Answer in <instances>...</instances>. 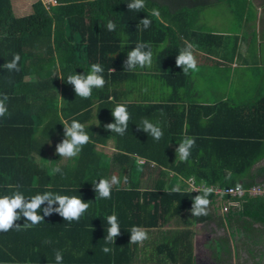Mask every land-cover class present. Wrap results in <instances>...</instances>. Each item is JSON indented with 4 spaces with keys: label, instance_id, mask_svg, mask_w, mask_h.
I'll list each match as a JSON object with an SVG mask.
<instances>
[{
    "label": "trees",
    "instance_id": "16d2710c",
    "mask_svg": "<svg viewBox=\"0 0 264 264\" xmlns=\"http://www.w3.org/2000/svg\"><path fill=\"white\" fill-rule=\"evenodd\" d=\"M55 1V10L35 0L29 13L14 16L11 1L0 0V96L9 97L8 114L0 117V195L19 190L30 197L51 191L81 196L90 207L79 221H64L54 212L35 226L0 232V264H56L57 250L63 254V264H132L136 250L145 247V240L143 244L129 243L133 226L145 229L148 236L157 233L158 240L152 243L149 238L147 246L156 251L161 262L193 264L194 231L190 227L204 223L211 215L192 216L189 209L199 193L184 191V180L190 177L207 187L242 188L264 182V166L252 170L264 156V99L257 106L235 111L226 102L199 103L189 79L175 64L185 41L180 42L171 23L164 22L167 17L159 20L151 15L153 9L168 14L169 5L145 0V7L136 12L128 9L130 0ZM230 1L238 10L242 0ZM168 3L184 6L179 15H187L210 0ZM145 16L152 21L147 29L139 24ZM109 19L116 23L114 31L106 27ZM123 30L128 35L125 39L119 35ZM137 42L151 45L152 63L161 70V76L150 85L166 87V92L150 94L154 89L148 85L147 91L133 98L125 94L127 90H119L121 77L136 75L124 69L123 62ZM156 45L158 50L153 49ZM16 53L21 58L19 71L9 72L3 65ZM93 63L103 67L105 85L94 88L89 98L76 96L73 86L66 82L67 76L84 74ZM109 68L114 70L108 72ZM130 82L132 89L136 80ZM116 103L126 105L130 114L124 135L104 127L114 122L111 112ZM72 119L85 125L89 143L77 157L55 167L47 165L48 149L51 160L60 159L55 148L63 139L61 122ZM144 119L162 128L159 141L138 128ZM185 135L195 137V145L188 160L181 161L175 149ZM108 141L113 150L101 153L97 146ZM56 167L63 175L53 173ZM113 168L124 171L119 185L113 187L110 199H96L93 182L102 176L110 178ZM175 187L180 191L174 192ZM214 198L212 192L210 203ZM229 201H237L238 205L224 212L222 219L227 223L244 220L250 228L253 222L264 226V196L245 193L220 198V202ZM113 213L118 217L121 234L115 244L106 245V217ZM171 220L180 227L159 229ZM25 222L24 217L16 221L20 225ZM256 231L262 232L263 227ZM250 242L259 245L262 240L257 237ZM219 244L225 249L220 251L227 252L223 238ZM211 245L212 255L219 257ZM105 246L112 251L104 253Z\"/></svg>",
    "mask_w": 264,
    "mask_h": 264
},
{
    "label": "crops",
    "instance_id": "0c3cea01",
    "mask_svg": "<svg viewBox=\"0 0 264 264\" xmlns=\"http://www.w3.org/2000/svg\"><path fill=\"white\" fill-rule=\"evenodd\" d=\"M10 1L14 16L29 13L30 10L19 13L22 9L16 12L18 7L15 4L16 0ZM155 1L158 5L170 6L168 14L166 12V14L159 13L157 16L159 20L167 17L164 22L171 23L170 26L180 37V42L192 40L193 44H191L194 46L198 70L190 71L186 75V80L189 79L192 89L195 90V98L199 100V103L226 102L235 111L257 106L264 99V0H242L238 10L230 0L221 3L217 0H210V3L203 7L192 8L187 15L185 13V15H179L185 9L184 6L172 7L168 0ZM31 3H28L29 6ZM48 4L51 7H56V4ZM191 32H196V35L190 34ZM183 34L187 36L185 37ZM119 35L122 39L128 37L124 30ZM153 49L158 50L159 46L156 45ZM111 71L112 69L109 68L108 72ZM130 74L136 75L121 77L119 84L121 93L127 90L126 95L137 98L138 94L141 91H147L149 86L151 90L154 89V92H149L150 94L167 91L166 87H161L159 84L152 85L154 88L151 87L150 83L153 80H159L158 76H161V70L153 63L151 67H137L135 70H131ZM57 75L60 73L57 72ZM133 80H136V84L130 89V81ZM145 81L148 83L143 87ZM260 166H264V156L258 159L252 166V170L254 171ZM257 179L260 180L261 176H257ZM207 212L211 215L209 220L204 223H195L190 227L191 229L197 227L201 230L193 232V264H220V260L223 259L222 255L227 256L228 251L231 250L228 239L220 237L214 240L223 238L227 243L226 248L229 250L226 252L223 248L224 250L216 258L212 255L209 245L213 243L209 242L213 239L208 237L211 225H215L214 229L220 227L228 230L231 245L241 242L240 250H237V253L233 250L230 252L232 256H235V259L236 256L242 258L241 261L244 264H259L260 259L264 262V226L253 222L252 228H250L247 222H243L244 220H230L227 223L222 219L225 213L221 212L220 204L215 200L209 204ZM212 215L220 218L215 220V224L211 223ZM260 226L263 227V231L257 234L256 228ZM179 227L171 220L159 229L173 230ZM149 230L153 231L155 228ZM154 233L152 232L148 236L152 243L158 240L157 233ZM256 234L262 240L259 245H253L250 242L257 238ZM148 239L145 240V247L136 250L132 264H174L158 260L156 251L147 246ZM236 263L235 261L230 262V264ZM221 264L228 263L223 261Z\"/></svg>",
    "mask_w": 264,
    "mask_h": 264
},
{
    "label": "clouds",
    "instance_id": "9594fccd",
    "mask_svg": "<svg viewBox=\"0 0 264 264\" xmlns=\"http://www.w3.org/2000/svg\"><path fill=\"white\" fill-rule=\"evenodd\" d=\"M42 2L46 7H49L48 3H52L53 5L57 4L55 0H42ZM127 6L130 11L140 12L145 7V0H130ZM151 15L158 16L159 11L153 9ZM151 23L152 21L147 16L139 20V24H142L144 29L149 28ZM106 27L109 31H114L116 29V23L114 20L109 19ZM152 58L153 51L151 45L146 42H137L135 47L127 53V58L123 62L124 69L131 71L137 67H151ZM20 59V55L16 53L13 55V59L10 62H6L3 67L9 72L19 71L18 65ZM175 64L177 67L182 68L185 75L189 74L190 71L195 72L198 70L197 60L194 55V46L191 43L185 42L184 47H179ZM103 71L104 69L100 64L93 63L90 70L84 74L74 72L68 75L66 82L73 86L76 96L89 98L94 88H103L105 85V80L102 75ZM8 99L9 97L6 94L0 96V117L8 114ZM111 114L114 117V122L108 123L104 127L111 130V132L124 135L128 129L130 120L127 106L116 103L112 108ZM61 123L63 124V139L56 144L55 151L60 157L66 159L75 158L81 152L82 147L89 143L90 136L85 130V125L76 119H72L71 122L63 121ZM138 128L151 135L156 141H159L163 136V131L159 124H154L147 119H144L142 126L138 125ZM194 145L195 137L185 135L175 149L176 158L181 161H187ZM138 159L141 163L144 161V159ZM52 171L53 173L63 175L60 167H56ZM119 183L120 180L116 175H112L110 178L100 177L98 182H93L96 199H110L113 187L118 186ZM16 187L18 188V186ZM237 188H239V185ZM173 191L179 192L180 189L179 187H175ZM184 191L193 192L185 188ZM212 191L211 188L196 191L199 194L193 197L192 206L189 209L192 216L199 217L208 214L207 209L210 204L209 196ZM45 204L46 206H44ZM54 205L58 206L54 207ZM89 207L90 204L85 202L81 196L61 195L46 191L42 194L37 193L30 197H25L19 190H13L11 194L0 195V232H7L13 228L20 229L23 227L26 229L35 226L44 221V216H50L54 212L63 217L64 221H79ZM41 210L43 211V215L39 214ZM21 217L26 218V222L23 225L16 223ZM106 220L109 227L107 228V235L104 238L105 244H115V238L121 234L118 217L113 213L107 216ZM130 234L129 243L142 244L144 240L148 239L147 231L139 226H133L130 229ZM102 251L109 253L112 249L105 246L102 248ZM55 261L56 264H63V254L59 250L55 252Z\"/></svg>",
    "mask_w": 264,
    "mask_h": 264
},
{
    "label": "rangeland",
    "instance_id": "374dc122",
    "mask_svg": "<svg viewBox=\"0 0 264 264\" xmlns=\"http://www.w3.org/2000/svg\"><path fill=\"white\" fill-rule=\"evenodd\" d=\"M33 1L34 0H16L15 1V4L18 5L16 12H18L20 9H22V10L19 13L28 12L30 10V6H29L28 3L29 2H33ZM55 9H56L55 7H51V10H55ZM97 148L101 151V153H110L112 151L113 146H112V143L110 141V142H108L104 146H97ZM46 153H48L47 155L49 157V159H47L46 162H45L47 165H51V166L55 167L56 165H58V164H60V163H62V162H64L66 160V158H63V157H60L59 160H55V161L54 160H51L50 159V156H49L51 154V151L50 150H47ZM123 174H124V171H123V169H120V168H118V169L113 168L112 171H111V175H116L119 178V180L122 179V177H123L122 175ZM219 219L220 218L218 216L212 215V219L211 220H213V221H211V223L215 224V220H219ZM213 226H215V225H213ZM213 226L211 225V229H210V232H209L210 233V236H208L209 238H212L213 239L212 241L209 242V243H211V242L213 243L211 245L213 247V249L216 250L217 252H219V254H221V251L220 250L223 248V246L221 247L220 244L219 245H216V243L218 242V240H214V239H218L220 237H224V238H227L228 239V241H229L228 244H230V246H231L230 249L233 250V252L236 251V253H237V250H240L239 247L241 246L240 245L241 242H239L237 244L234 243V245H231V243H230V237H229V235H230L229 231L228 230H225L224 228H220V227L214 229ZM199 229L200 228H197V227L195 229L193 228L194 233H195V231H198V232L201 231ZM201 238H203V237H201ZM201 238H198V240H201ZM231 250L228 251V253H227L228 255L226 254L227 256L222 255L223 256V259L220 260V264L223 261L226 262V263H228V264H230V262H233V261H235V263L237 262L238 264H244L243 261H241L242 258H239V257L237 258V256H236V259H235V256H232L231 255V253H230ZM232 259H233V261H232ZM260 261H259V264H263L264 263L263 260L260 259Z\"/></svg>",
    "mask_w": 264,
    "mask_h": 264
},
{
    "label": "built area",
    "instance_id": "2783aa9c",
    "mask_svg": "<svg viewBox=\"0 0 264 264\" xmlns=\"http://www.w3.org/2000/svg\"><path fill=\"white\" fill-rule=\"evenodd\" d=\"M142 161V160H141ZM184 185H185V189H188L190 191L196 192L198 190H203L205 188H211L214 194V200L218 201V203L220 204V209L221 212H227L229 206H236L238 205L237 201H229V202H220V198L222 195H229V196H241L243 194H248V195H261L264 196V182L262 183H256L253 184L252 186L248 187V188H242L241 186H239V188H237L238 185L235 186H227V187H219L217 185H213V186H209L207 187L204 183H194L192 178H187L184 180Z\"/></svg>",
    "mask_w": 264,
    "mask_h": 264
}]
</instances>
